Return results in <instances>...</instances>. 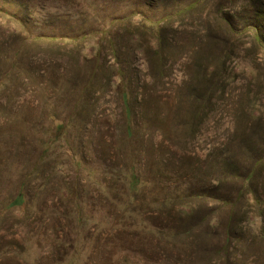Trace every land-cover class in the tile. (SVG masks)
<instances>
[{
    "label": "rangeland",
    "instance_id": "rangeland-1",
    "mask_svg": "<svg viewBox=\"0 0 264 264\" xmlns=\"http://www.w3.org/2000/svg\"><path fill=\"white\" fill-rule=\"evenodd\" d=\"M188 1L0 0V264H264V50L217 21L264 0H204L161 47L135 24ZM197 190L214 197L179 217L172 192ZM153 224L193 229L164 246Z\"/></svg>",
    "mask_w": 264,
    "mask_h": 264
},
{
    "label": "trees",
    "instance_id": "trees-1",
    "mask_svg": "<svg viewBox=\"0 0 264 264\" xmlns=\"http://www.w3.org/2000/svg\"><path fill=\"white\" fill-rule=\"evenodd\" d=\"M202 3H205L204 0H190L188 2H186L185 4L182 5H177L174 7V10L167 12L166 14L160 16L159 18H156L155 16H151L148 13H142V12H138L136 13L139 18L135 19V24H137L138 26L141 27V29L143 30V32L145 34H147L148 36L152 37V39L156 42L158 47H161L163 42H164V37L162 34V29H161V23L167 18H174V17H178L180 15H183L187 12H191L193 11V9H195L196 7L200 6ZM218 14L219 17L217 18V21L219 22V24L225 26L227 29L231 30V32L233 33H238L237 30H235V20H239L242 23V27L244 30H247L250 32L251 35H253L251 37V40L249 41V46L254 45L255 47H261V49L264 50V38L262 37L263 34V26H262V20L264 19V12L262 10H254L253 12L249 13L247 16H239L233 13H227V14H223L220 10H218ZM7 15H10V13H7ZM17 16V15H16ZM86 16H84L85 18ZM128 18V17H127ZM117 19V18H116ZM116 19L111 18L108 20V24L111 25L112 23L116 22ZM118 21V20H117ZM86 22V20L84 21ZM83 22V23H84ZM24 26V25H23ZM103 31V30H102ZM105 31V30H104ZM95 31H91L90 33L92 34ZM98 33V31H96ZM99 33H101V30H99ZM87 36L86 34L84 35V37ZM81 37L83 38V35H81ZM80 37H76V36H68V35H60V36H54V35H37V36H33L31 37V39H33L34 41H44V40H49V41H56V40H61V41H76L78 40ZM111 43V42H110ZM96 46V45H94ZM98 46V45H97ZM96 46V47H97ZM100 47V45H99ZM113 47V46H112ZM112 53H115V51L112 49ZM206 73L208 74H213L214 73V68L212 69L211 67H209L206 71ZM119 79H118V83L120 85L119 88V92H120V100H121V104L124 108V112H125V116L129 119L132 115V111H131V92L128 90V88H124L123 84H124V76L119 73ZM63 126H60L59 129H62ZM126 132L127 134H131L132 133V125L129 122V126L126 127ZM134 167L130 168V170H133ZM253 168L252 170H250L246 176L243 177L244 179V188H246L247 190H249L250 188L249 186V182L252 178L253 175ZM145 181L140 180V178L138 177V175H136L135 173L130 174L129 179H128V189L129 192H131L133 194L132 197H134L135 193L140 192V188L139 185L141 183L144 184ZM250 191V190H249ZM175 196L173 198H176L177 201H180V203L177 206L176 212L179 215V217H187L189 219L193 218L194 215V206H193V202L194 200L198 201V200H204L206 198H210L211 196L214 197V194H205L203 192H201L200 190H197L195 192L192 191H187L185 194H183V198L176 196L177 191L172 192ZM178 194V193H177ZM25 194L23 190H20L19 192H17V194L8 200L7 204L2 207L9 210L11 208H21V206L23 204H25ZM220 199L224 202V204L226 205H230L231 203L229 202V200L225 197H221ZM248 201L250 200H254L258 203H261L260 201V196L256 195L255 192H249L248 198L246 199ZM263 200V198H262ZM260 201V202H259ZM123 204V203H122ZM121 204V205H122ZM126 206L128 203H124ZM123 204V206H125ZM218 224V222L216 220H212V225H216ZM120 228L121 227H125L123 226V224L118 225ZM131 227H135L132 226ZM190 228V229H189ZM136 229V228H134ZM150 232L153 235V237H155L159 242H162L164 246H168L171 245L170 242H174V240L178 239L181 235H186L189 234L193 227H188V229L186 231H181V230H177L176 227H171L169 226H158L157 224H153L150 226ZM229 236V232L225 235L226 240L228 239ZM228 241V240H227ZM196 241L192 240L190 247L195 248L196 247ZM120 250L122 252L123 249L120 248ZM127 252L133 253L131 251H128V249H125ZM196 251V249H195ZM222 251V247L219 245L217 247H214L213 250L211 251V253H214L215 255H220ZM126 252V253H127Z\"/></svg>",
    "mask_w": 264,
    "mask_h": 264
}]
</instances>
